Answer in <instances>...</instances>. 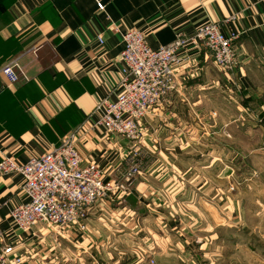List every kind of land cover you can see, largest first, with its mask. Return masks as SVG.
<instances>
[{
    "label": "crops",
    "instance_id": "obj_1",
    "mask_svg": "<svg viewBox=\"0 0 264 264\" xmlns=\"http://www.w3.org/2000/svg\"><path fill=\"white\" fill-rule=\"evenodd\" d=\"M208 21L239 34L238 63L224 71L187 46L174 89L143 119L132 191L97 207L85 232H25L10 215L27 200L23 176L0 174V246L23 264H241L243 250L264 264V0H0V160L24 164L76 134L83 161L113 176L131 148L98 124L99 103L119 92L123 34L139 28L159 48Z\"/></svg>",
    "mask_w": 264,
    "mask_h": 264
},
{
    "label": "built area",
    "instance_id": "obj_2",
    "mask_svg": "<svg viewBox=\"0 0 264 264\" xmlns=\"http://www.w3.org/2000/svg\"><path fill=\"white\" fill-rule=\"evenodd\" d=\"M100 9L104 4L98 3ZM239 34L224 32L222 22L208 21L192 34L177 31L170 43L152 48L144 32L132 28L123 34L124 47L120 54L122 76L115 99L99 103L103 114L98 124L110 136L128 139L130 152L124 165L106 177L105 171L94 161L84 162L77 147L76 134L59 146L39 156H32L19 164L11 156L0 160V174L20 173L22 189L27 200L11 209L14 225L28 232L37 225L57 229L88 230V220L97 207L118 195H128L144 169L146 151L142 148L143 119L154 107L163 104L175 87L174 69L182 62L188 45H201L212 62L224 71L238 63ZM99 42L103 39L98 37ZM17 62L10 61L2 72L10 83L19 79ZM256 175V173H254ZM0 230V242L2 241ZM25 254L13 244L0 246V264H23ZM155 264V260H151Z\"/></svg>",
    "mask_w": 264,
    "mask_h": 264
},
{
    "label": "rangeland",
    "instance_id": "obj_3",
    "mask_svg": "<svg viewBox=\"0 0 264 264\" xmlns=\"http://www.w3.org/2000/svg\"><path fill=\"white\" fill-rule=\"evenodd\" d=\"M99 8V7H98ZM100 9V8H99ZM180 31V30H179ZM177 33V32H176ZM176 35V34H175ZM175 38V37H174ZM174 40V39H173ZM172 40V41H173ZM154 49H156V48H154ZM18 65V64H17ZM16 70H17V67H16ZM19 80V79H18ZM16 83V82H15ZM144 166H145V164H144ZM106 177H108L107 175H106ZM207 254V253H206ZM236 254V253H235ZM261 254V253H260ZM238 255H240V260L242 261L241 262V264H258V263H256L254 260H253V258H252V255H253V253H251L250 251H246V250H243L242 251V254L241 253H238ZM203 256V255H202ZM251 256V257H250ZM261 256V260L263 259L262 258V254L260 255ZM203 257H205L206 259H207V255L206 256H203ZM230 257H232V256H230ZM238 257V256H237ZM255 257H258V256H255ZM226 259V258H225ZM152 260V259H151ZM233 260H235V257L233 258ZM152 263V262H151ZM156 264V263H155ZM201 264H207V263H201ZM233 264H234V262H233Z\"/></svg>",
    "mask_w": 264,
    "mask_h": 264
}]
</instances>
